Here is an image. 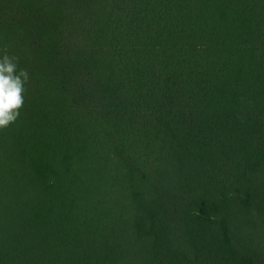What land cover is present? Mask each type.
<instances>
[{
    "label": "trees",
    "instance_id": "1",
    "mask_svg": "<svg viewBox=\"0 0 264 264\" xmlns=\"http://www.w3.org/2000/svg\"><path fill=\"white\" fill-rule=\"evenodd\" d=\"M5 53L0 264H264V0H0Z\"/></svg>",
    "mask_w": 264,
    "mask_h": 264
},
{
    "label": "clouds",
    "instance_id": "2",
    "mask_svg": "<svg viewBox=\"0 0 264 264\" xmlns=\"http://www.w3.org/2000/svg\"><path fill=\"white\" fill-rule=\"evenodd\" d=\"M28 80V72L18 68V57L7 53L0 56V129L19 117Z\"/></svg>",
    "mask_w": 264,
    "mask_h": 264
}]
</instances>
